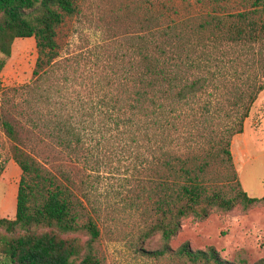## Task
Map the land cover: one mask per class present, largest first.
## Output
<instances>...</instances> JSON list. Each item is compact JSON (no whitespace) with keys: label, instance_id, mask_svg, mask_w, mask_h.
I'll use <instances>...</instances> for the list:
<instances>
[{"label":"rangeland","instance_id":"374dc122","mask_svg":"<svg viewBox=\"0 0 264 264\" xmlns=\"http://www.w3.org/2000/svg\"><path fill=\"white\" fill-rule=\"evenodd\" d=\"M252 2H163L162 10L168 18L183 19L177 30L180 35L170 39L167 48L180 49L184 56L194 58L208 55L206 63L212 68L221 58L220 64L226 69L234 65L242 70L251 52L256 57L245 74L230 78L226 85L221 78L209 80L228 99L219 104L207 95L208 91L204 92L194 109L186 105L184 115L175 120L178 130L171 131L166 140L157 136L156 141L157 131L142 124L131 126L127 134H120V130L103 133V128L93 127L86 116L90 103L95 104L101 97L128 95L123 91L125 87L131 95L142 55L150 58L155 54L156 23L149 20L151 0H76V11L65 16L56 28L55 64L51 70L40 71L39 77L38 69L34 72V37L16 38L0 70V122L7 120L16 130V139L11 140L0 123V218H13L15 214L21 175L12 159L16 144L83 200L86 208L79 222L86 220L85 214L96 221L100 235L93 249L101 264H208L192 262L179 254L177 249L184 242L193 250L214 248L222 259L236 264H252L263 258V200L244 205L238 199L231 209L211 208L202 219L189 214L180 219L179 229L168 240L160 230L148 232L159 216L156 200L162 192L158 184L175 178L162 163L164 160H171L175 168L193 159L197 163L207 161L203 176L210 188L228 196L240 189L251 197L264 195V85L254 102L248 104L242 132L229 139L230 160L223 151L226 146L216 143L223 137L225 125L238 121L245 109L241 103L233 106V101L242 91L247 101L249 82L255 75L257 80L262 75L264 41L232 43L227 40L225 25L219 30L199 27L210 10L230 14L225 19L231 21V14L251 8ZM251 16L264 20V0ZM156 39L163 40L160 36ZM199 76L207 77L208 73L195 69L187 73L185 80L190 82ZM209 98L213 99L212 122L204 112ZM58 113L70 115L73 124L82 121L78 127L84 135L74 150L58 143L59 133L54 126ZM209 134L214 138L211 144L206 141ZM191 136L199 141L181 142ZM6 233L0 227V237ZM74 235L81 243L88 240L81 228ZM2 247L0 241V257Z\"/></svg>","mask_w":264,"mask_h":264},{"label":"trees","instance_id":"16d2710c","mask_svg":"<svg viewBox=\"0 0 264 264\" xmlns=\"http://www.w3.org/2000/svg\"><path fill=\"white\" fill-rule=\"evenodd\" d=\"M164 1L151 0L153 8L149 20L156 23L153 26L155 54L150 58L142 55L140 66L135 72L132 94L130 95V91L125 87L123 91L128 95L117 98L101 97L95 104L90 103V111L86 114L87 121L93 127L101 126L103 133L120 130V134H127L131 126L142 124L157 131L154 134L156 141L157 136L166 140L171 131L178 130L175 120L184 115L186 105L194 109L204 92L208 91L207 95L219 104L224 98L228 99L227 96L221 95L220 88L209 80L221 78L222 84L226 85L230 78L245 74L247 68L255 64L254 52H251L252 56L240 70L241 68L234 65L226 69L224 64H220L223 61L221 58H217L220 63L212 68L206 63L208 55L194 58L184 56L180 49L167 48L166 43L180 35L177 30L183 19L168 18L162 10ZM211 1L219 3L226 0ZM260 2L261 0H253L251 8L234 12L231 14L234 16L231 21L225 19L228 14L210 10L199 27L209 26L219 30L221 25H225L227 40L232 43L264 41V20H255L251 16L259 10ZM76 8V0H0V70L4 65V58L10 55L13 41L22 37L35 39L37 59L34 72L37 69L38 74L40 71L51 70L58 56L56 28L63 18L72 15ZM157 36L163 40L158 41ZM138 49L142 50L141 45ZM261 67L263 72L260 78L257 80L255 75L249 82L246 90L247 101L244 102L243 99L244 91L233 101V106L241 103L245 107L238 121L225 125L223 137L216 141L226 146L223 151L228 160L231 159L229 139L232 135L242 132L243 121L248 116V104L254 102L263 89L264 63ZM195 69L205 71L208 76L186 81L187 73ZM247 76L250 79L249 74ZM125 78L128 79V75ZM210 87H213L214 91L211 92ZM212 98L207 99L204 104V112L210 122L215 119L210 109ZM192 113L196 118V112ZM141 117L143 122H140ZM81 122L78 120L73 124L70 115L57 114L54 126L59 133L58 143L62 147L75 149V144L79 143L84 135V132L81 134L82 128L78 127ZM0 123L8 137L15 140L16 130L13 124L7 120H1ZM83 128L85 131L86 128ZM213 139L209 134L206 141L211 144ZM190 141L196 142L199 139L191 136L189 139L183 138L181 142ZM12 159L20 168L21 175L14 217L0 218V227L7 232L0 237L3 246L0 264H101L93 249V242L100 235L96 221L85 214L86 220L81 224L79 222L86 208L83 200L71 192L68 184L44 169L16 144L13 146ZM162 163L175 178L159 182L162 192V196L156 200L159 216L148 232L160 230L165 240L177 232L180 219L189 214L202 219L208 215L211 208L231 209L238 199L244 205L264 201V195L260 198L251 197L243 189L233 196H228L219 189L210 188L203 176L207 161L197 163L193 159L188 164H180L178 168H175L171 160H164ZM80 228L88 235V240L83 243L74 235ZM177 251L192 262L236 264L222 259L214 248L193 250L188 242L182 243ZM252 264H264V257Z\"/></svg>","mask_w":264,"mask_h":264}]
</instances>
